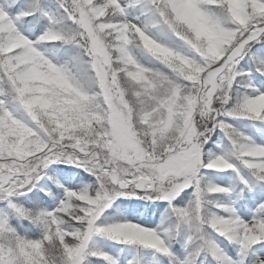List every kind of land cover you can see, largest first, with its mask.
<instances>
[{
	"label": "snow or ice",
	"instance_id": "snow-or-ice-1",
	"mask_svg": "<svg viewBox=\"0 0 264 264\" xmlns=\"http://www.w3.org/2000/svg\"><path fill=\"white\" fill-rule=\"evenodd\" d=\"M0 264H264V0H0Z\"/></svg>",
	"mask_w": 264,
	"mask_h": 264
}]
</instances>
